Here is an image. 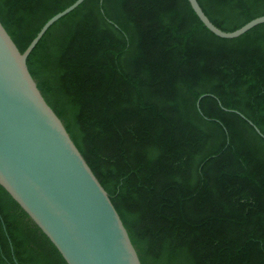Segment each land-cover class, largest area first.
<instances>
[{
    "label": "trees",
    "instance_id": "1",
    "mask_svg": "<svg viewBox=\"0 0 264 264\" xmlns=\"http://www.w3.org/2000/svg\"><path fill=\"white\" fill-rule=\"evenodd\" d=\"M76 1L0 0V22L24 53ZM198 3L225 32L264 16ZM27 64L142 264H264V24L223 39L189 0H85ZM0 264H67L1 185Z\"/></svg>",
    "mask_w": 264,
    "mask_h": 264
},
{
    "label": "water",
    "instance_id": "2",
    "mask_svg": "<svg viewBox=\"0 0 264 264\" xmlns=\"http://www.w3.org/2000/svg\"><path fill=\"white\" fill-rule=\"evenodd\" d=\"M84 1L51 18L24 53L0 22V185L67 264H142L109 194L44 99L27 64L49 28ZM189 3L203 24L223 39L238 38L264 24L263 16L225 32L210 21L198 0Z\"/></svg>",
    "mask_w": 264,
    "mask_h": 264
}]
</instances>
